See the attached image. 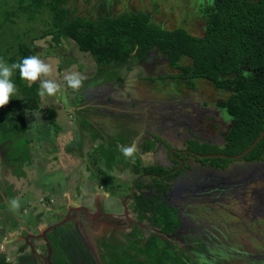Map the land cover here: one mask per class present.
<instances>
[{
    "label": "rangeland",
    "instance_id": "rangeland-1",
    "mask_svg": "<svg viewBox=\"0 0 264 264\" xmlns=\"http://www.w3.org/2000/svg\"><path fill=\"white\" fill-rule=\"evenodd\" d=\"M18 1L0 0V63L9 65L8 59L15 54L18 43L25 42L36 50L39 59L50 66V72L44 79L48 78L58 84L59 79L65 76L64 72L60 76L59 66L60 72L62 68H68L65 72L92 74L90 79L93 80L83 79L76 89L70 87V90L63 88L56 91L54 96L49 97L50 102L44 105L48 115L38 113L34 117L50 125L51 120L56 119L57 123L52 125L54 130L48 139L53 140L57 147L64 143V137L67 136L63 131L58 133L56 130L61 125L59 122L66 119L63 106L58 101L65 105L66 97L72 99L79 89L78 111L73 108L69 112L72 118L79 112H85L89 107L84 105L90 102L96 106L87 116L90 120L96 119L98 125L107 113L108 116L123 118L125 121L129 118L122 112H128L130 121L138 120V125L148 132V137L155 134L172 146L171 151L160 146L161 151L154 156L155 164L165 167L174 165L171 155L186 149L185 139L190 134L188 126L195 122V129L203 133L204 137H212L215 143L224 144L222 135L228 133L232 119L218 105L228 98L227 92L218 90L206 80H197L191 85L177 78L179 72L170 66L158 49L147 50L142 56L135 52L128 60L114 62L107 67L96 62L90 54L82 53L70 42H64L53 49L50 46L54 43L50 35L53 28L49 14L45 11L25 13L17 7ZM213 3L214 0H68L67 6L75 10V15L94 20L115 17L124 12H144L152 23L167 30L184 28L192 35L202 36L208 9L213 7ZM11 11L14 13L12 23L7 20V12ZM180 64L191 65V60L183 58ZM96 75L99 78L95 79ZM161 76L165 78L160 79ZM10 79L14 81V72ZM18 99L24 101L25 97ZM69 105L73 106L71 103ZM108 108H114L113 112ZM16 143L18 148L22 146V151L29 145L25 137ZM74 154L76 150L70 157L73 158ZM137 157L134 154L130 160ZM187 161L195 167L196 175L199 173V176L191 179L192 184L185 188V198L176 203L180 212L184 213L182 218L185 226L179 231L182 235L171 240L179 258L175 264H264V154L261 161L236 160L225 169L215 170L210 166L202 167L193 158ZM77 162V157L68 161L66 171ZM28 169L26 167L25 172ZM125 180L119 178L111 181L107 187L109 190L113 187L112 195L121 197L119 204H112L111 210L101 205L98 210L91 209L97 210V220H91L86 214L88 211L68 209L67 201H63L61 217L52 220V224H58V229L51 235L44 249L51 252L52 264L152 263L144 243L152 232L159 233L149 226V216L140 222L138 215L132 211L127 202L132 187ZM23 183L26 195L35 193V199L38 198L33 202H37V207L31 206L29 213L36 214L35 208H38L46 214L44 222H47L48 217H51L46 211L48 198L47 201H39L41 192L37 191L38 186L34 181L30 184L27 178ZM196 188L201 190L195 194ZM114 206L119 209L114 210ZM2 240L6 243L11 240L5 248L7 252L4 256L15 264V251L20 245L0 232V250ZM218 246L228 248L229 251L243 252L246 257H237ZM33 264L43 263L35 261Z\"/></svg>",
    "mask_w": 264,
    "mask_h": 264
},
{
    "label": "trees",
    "instance_id": "trees-1",
    "mask_svg": "<svg viewBox=\"0 0 264 264\" xmlns=\"http://www.w3.org/2000/svg\"><path fill=\"white\" fill-rule=\"evenodd\" d=\"M67 1L19 0L17 7L29 14L40 11L49 14L53 49L70 42L99 64L124 62L135 52L142 56L147 50L158 49L179 72L177 78L191 85L194 80H206L229 94L218 105L232 119L228 133L222 135L223 145L215 143L212 137H204L195 129V122L188 126L190 134L185 139L186 149L171 155L173 166H142L140 158L134 159L137 177L134 192L127 202L140 222L149 216V226L159 233L152 232L144 243L146 252L150 254L151 264H175L179 258L171 240L182 235L179 231L185 226L184 213L176 203L185 198V188L192 184L191 179L199 176L187 159L193 158L204 168L225 169L236 161L228 157L245 152L264 131V0H214L213 7L208 9L202 36L192 35L184 28L167 30L139 11L98 20L83 18L75 15ZM13 15L12 11L7 12V20L11 23ZM30 55H36V50L28 43L19 42L15 54L8 59L9 65L19 64ZM183 58L191 60V65H181ZM13 72V83L25 100H9L0 107V132L5 134L24 132L26 112L41 108L39 84H29L20 76L19 67ZM113 109L108 108L111 112ZM122 113L131 117L128 112ZM202 115L206 116L205 113ZM157 143H162L168 151L173 149L164 138L155 134L150 135L143 148L151 151ZM263 154L264 136L238 161H261ZM209 155L212 157H201ZM133 156L131 153L130 158ZM200 190L196 188L194 193ZM218 247L229 251L223 246ZM229 252L246 257L240 251ZM126 264L133 263L128 261Z\"/></svg>",
    "mask_w": 264,
    "mask_h": 264
},
{
    "label": "crops",
    "instance_id": "crops-1",
    "mask_svg": "<svg viewBox=\"0 0 264 264\" xmlns=\"http://www.w3.org/2000/svg\"><path fill=\"white\" fill-rule=\"evenodd\" d=\"M110 64L103 65L107 67ZM95 66L97 65L95 64ZM60 67L58 68L60 76L62 77V72L65 73V76L63 79H59L57 91L63 88L70 90L65 80L68 74H75L80 79V83L83 79L93 80L90 79L92 78V74L84 73L81 75L77 73L78 71L65 72L68 68H62L60 72ZM99 67L101 65L97 69ZM99 75H96L95 79L96 77L99 78ZM40 79L38 77L36 81H28V83H37L40 89ZM14 87L17 90L16 98L23 97L22 92L15 85ZM78 91L77 93L79 94L81 89ZM54 94L52 95L54 96ZM78 94L72 95V99L66 97L65 105L58 101V104L63 106L66 116L63 122H59L61 125L57 124L59 128H56L58 133L63 131L67 134L61 146L58 145L57 147L53 140L49 141L48 139L54 130L52 125L54 126L57 123L56 119L53 118L50 125L49 122L47 124L41 123L34 118L38 113L45 114V116L48 115V110L44 105L50 102L49 97H52V95L47 93L43 96L40 95L41 108L39 110L26 112L25 123L23 125L24 132L8 134L0 132V232L7 235L9 233L12 237L15 230L17 232L20 230V235L23 236L28 229L21 228L20 224H22L24 219L33 226L37 225L35 231L30 229L29 233L37 235V232L40 231L43 234L48 226V222L52 223L53 218L58 219L61 217L60 210L64 207L62 204L64 200L67 201L66 207L68 209L88 211L86 212L88 217L91 220H97L96 211L99 205L104 209L110 207L109 209L111 210L112 204H119L121 197L119 195H112L114 194L111 192L113 191V187L110 190L107 188L111 181L119 178L126 179L127 185L130 184L132 187L131 192L129 191L128 199L134 192L137 175L134 171L136 163L134 159L130 160L131 153L133 155L136 154L137 158L142 160V166L159 165L155 164L153 160L156 155L155 153L161 151L160 146L163 144L157 143L153 150H145L143 145L149 138L146 135L148 132L138 125V120L132 119L130 121L129 117V119L124 121L123 118L108 116L107 113L100 121L101 124L98 125L96 119L90 120V117L87 116L91 113L90 107L86 108L85 112H79L78 115L72 118L69 112L73 108L77 110L79 107L77 105ZM69 103L73 106H68ZM90 103H86L84 106H89ZM24 137L29 145L25 146V149L22 151V146L18 148L16 142ZM128 147L132 148V152L125 155L123 149ZM74 150H76V154H74L73 158H78L77 166L75 165L66 171V163L73 160L70 156ZM26 167L29 169L25 172ZM27 178L30 184L34 181L35 185L38 186L37 191L41 192L39 194V201L46 199V197L48 198V201L46 199V211L51 214V217H48V222H44L46 214H43V211L40 212L38 208H35L37 215L29 213L22 216L20 214L22 208L31 210V206L37 205V202L33 203L38 199H35L36 194L33 193L27 196L26 192H24L25 189L22 188L23 181ZM107 181L109 182L108 184H106ZM72 205H74V208H72ZM93 208L97 210H91ZM118 209L116 207L114 210L117 211ZM33 215H36V217ZM46 237L49 238V235H46ZM21 239L20 237L18 240L21 241ZM35 250L42 255V249L35 247Z\"/></svg>",
    "mask_w": 264,
    "mask_h": 264
},
{
    "label": "clouds",
    "instance_id": "clouds-1",
    "mask_svg": "<svg viewBox=\"0 0 264 264\" xmlns=\"http://www.w3.org/2000/svg\"><path fill=\"white\" fill-rule=\"evenodd\" d=\"M17 67H19L20 76L28 81H36L38 77H41L40 95L43 96L45 93L52 95L57 91L58 85L56 82L43 78L49 74L50 66L39 59L38 55L24 57L19 64L0 63V107L6 105L11 98L17 97V90L10 79L13 70ZM65 80L67 86L73 89H76L80 84V79L75 74H68ZM123 151L125 155H128L132 152V148H125Z\"/></svg>",
    "mask_w": 264,
    "mask_h": 264
},
{
    "label": "flooded vegetation",
    "instance_id": "flooded-vegetation-1",
    "mask_svg": "<svg viewBox=\"0 0 264 264\" xmlns=\"http://www.w3.org/2000/svg\"><path fill=\"white\" fill-rule=\"evenodd\" d=\"M93 106H96L92 103L89 104L88 107L91 108L90 111H92ZM30 210L27 208H22V210L20 211V214L22 216H25L27 214H29ZM48 222V221H47ZM21 225V228H28L25 231V234L22 236L20 235V230H18V232L15 230L13 232V236L11 237L8 233V237L12 238L14 240V243L16 245H20L18 247V249L15 251V264H25L26 262L29 264H33L35 261H42L43 264H52V256L50 257L51 252L49 253V251L44 250L45 249V245L48 246V240L51 237V235L53 233L56 232V230L58 229L57 225L58 224H52L48 222V226L45 229V233H41L40 231L37 232V235L32 233L30 234L28 231H30V229L35 230L34 228L37 226H33L31 224L28 223V221L23 219V222ZM35 225V224H34ZM40 233V234H39ZM47 233V234H46ZM11 234V233H10ZM40 236H39V235ZM49 235V238L46 237V235ZM20 237L22 238L21 241L18 240L20 239ZM40 237V238H39ZM17 240V241H15ZM11 242V240H9L7 243L5 240H2V244H1V250H0V264H12L11 259L9 257H5L4 254L7 252L6 251V246L9 245ZM38 245V247H37ZM36 248L42 249L41 253L42 255L39 254V252L37 250H35ZM47 252V254L45 253ZM56 257V256H55Z\"/></svg>",
    "mask_w": 264,
    "mask_h": 264
},
{
    "label": "water",
    "instance_id": "water-1",
    "mask_svg": "<svg viewBox=\"0 0 264 264\" xmlns=\"http://www.w3.org/2000/svg\"><path fill=\"white\" fill-rule=\"evenodd\" d=\"M263 136H264V131L258 137V139L255 141V143L249 149H247L245 152H243L242 154L237 155L235 157H228V156L227 157L230 158V159H233V160H238V159L242 158L243 156H245L246 154H248L256 146V144L263 138ZM201 157H203V158L204 157H212V155H209V156H201Z\"/></svg>",
    "mask_w": 264,
    "mask_h": 264
}]
</instances>
